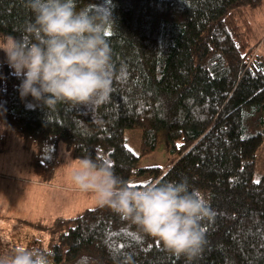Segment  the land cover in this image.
<instances>
[{
  "label": "trees",
  "instance_id": "16d2710c",
  "mask_svg": "<svg viewBox=\"0 0 264 264\" xmlns=\"http://www.w3.org/2000/svg\"><path fill=\"white\" fill-rule=\"evenodd\" d=\"M88 11L111 10L108 34L115 72L108 102L48 109L21 99V79L0 61V153L17 137L32 151V171L47 183L59 171L60 146L74 160L110 162L134 187L186 179L215 212L205 243L189 262L167 251L108 207L34 223L18 246L45 249L51 264H264V0H76ZM26 0H0V40L26 38L34 22ZM129 131L132 133L129 135ZM160 145L163 164L141 159ZM137 139L136 149L129 144ZM145 177L131 183L132 176ZM31 224V223H30Z\"/></svg>",
  "mask_w": 264,
  "mask_h": 264
},
{
  "label": "clouds",
  "instance_id": "9594fccd",
  "mask_svg": "<svg viewBox=\"0 0 264 264\" xmlns=\"http://www.w3.org/2000/svg\"><path fill=\"white\" fill-rule=\"evenodd\" d=\"M25 6L34 13L27 37H8L0 44L12 75L21 79V99L31 96L50 110L58 104L108 102L115 77L108 40L114 26L111 10L78 9L76 0H26ZM70 176L99 206L130 220L173 255L189 262L200 255L205 243L202 224L212 221L215 212L186 179L134 187L115 174L108 160L90 156L81 158ZM50 255L45 249L18 246L0 253V264H51ZM124 264H131V257Z\"/></svg>",
  "mask_w": 264,
  "mask_h": 264
},
{
  "label": "rangeland",
  "instance_id": "374dc122",
  "mask_svg": "<svg viewBox=\"0 0 264 264\" xmlns=\"http://www.w3.org/2000/svg\"><path fill=\"white\" fill-rule=\"evenodd\" d=\"M255 28L260 34L264 32V8ZM163 141L164 137L160 136L156 151L143 157L142 165L163 164L167 161L170 154L163 146L160 147ZM129 144L136 149L137 139H131ZM64 146H60L62 166L47 183L38 181L32 171V151L25 150L19 138H12L7 151L0 153V248L7 239L24 244L26 237L35 232L34 223L48 224L57 217L75 216L98 205L92 193L80 191L71 180L72 167L79 160L72 159ZM260 174H264V156L258 158L256 165L255 175ZM143 179L145 177L134 175L131 183Z\"/></svg>",
  "mask_w": 264,
  "mask_h": 264
},
{
  "label": "crops",
  "instance_id": "0c3cea01",
  "mask_svg": "<svg viewBox=\"0 0 264 264\" xmlns=\"http://www.w3.org/2000/svg\"><path fill=\"white\" fill-rule=\"evenodd\" d=\"M0 44H2V41L0 40ZM3 51V50H2ZM2 51H1V58H2ZM3 153V152H2Z\"/></svg>",
  "mask_w": 264,
  "mask_h": 264
}]
</instances>
